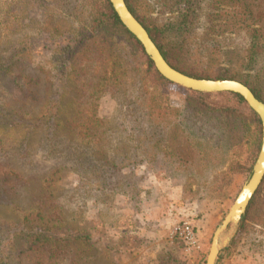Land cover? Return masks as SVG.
<instances>
[{
    "label": "rangeland",
    "instance_id": "374dc122",
    "mask_svg": "<svg viewBox=\"0 0 264 264\" xmlns=\"http://www.w3.org/2000/svg\"><path fill=\"white\" fill-rule=\"evenodd\" d=\"M12 1L0 0V21L4 22V16H8L12 20L11 30L17 29L7 35L9 28L1 25L0 51L8 54L22 40L31 39L32 59L25 57L20 66L26 74L39 79L35 88L40 94L54 100L63 95L64 107L57 149L52 151L50 143L43 141L44 134L40 127L28 134L27 156H19V146L29 129L0 128V145L16 154L8 163L20 174L19 178L12 179L13 188L5 200L18 203L22 210L41 201L52 224L61 226L65 232L79 230L89 235L88 244H71L65 250L66 264L69 259L79 264H206L213 234L250 176L260 144L249 172L236 175L234 172L238 163L247 158L245 149L225 145L215 156L206 147H200L204 155L199 151L191 153L182 135L178 134L174 142L181 144L182 155L188 158L185 164L178 163L179 169L173 171L170 163L160 161L155 164H127L117 175L106 169L104 176L109 182L108 187H99L94 174L89 173V179L84 175L89 172L85 170V163L88 161L90 170H93L102 156L121 160L120 152L126 149L125 143H129L130 134L124 127L123 117L128 101L141 95L143 89L148 87L145 81L146 86L139 88L143 75L147 76L148 81L151 80L150 76L144 74L146 66L139 56H128L122 41L118 39L116 48L123 50V62L134 80L115 94L106 92L98 99L97 115L108 123L102 130L104 141L94 145L97 149L92 155L84 156L91 152V148L81 144L68 122L76 118V109L84 104L86 96L73 79L61 81L60 77L55 76L50 57L65 36L73 35L69 32L70 28L76 29L79 25L83 26V21L90 20L91 10L95 7L98 9L99 3L97 0H39L36 4L27 5L24 18L20 19L16 17L17 13L6 14L8 7L12 11L21 8L17 3L21 0L9 6ZM183 1L127 0V3L146 26L153 30L160 28L158 38L167 40L174 34L173 27L181 15ZM194 2L197 16L190 36L195 47L199 48L196 50L206 56L202 60L187 59L182 67L199 76L251 81L264 96V0ZM47 17L54 25L60 26L59 35L50 36L52 31L45 24ZM102 41L98 39L96 44ZM10 88L12 94L7 96V101L11 106H26L27 110L39 111V103L19 101L11 81ZM167 90L171 105L183 109L190 91L172 84ZM153 95L158 101H163L159 94ZM261 139L262 130L260 143ZM129 144L134 146L133 142ZM58 167L62 168L54 176L55 182L46 190L42 179L44 174ZM176 190L181 192V197L174 203ZM145 191H148V200L152 201L153 213L158 212L157 202L160 199L169 200V203L164 201V214L168 219H164L163 223L179 226L189 222L195 227L198 239L196 247H190L180 240L175 231L164 242L170 246L166 252L160 254L161 249H156L155 244L147 243L149 247H143L146 238L141 235V230L148 225L152 228L158 226L142 218L149 211ZM256 192L237 234L230 245L219 253L216 264H264V179ZM0 214L5 219L16 218L15 213L7 212L3 206H0ZM15 243L10 264H42L39 251L27 249V243L18 237ZM148 250L150 254L146 253Z\"/></svg>",
    "mask_w": 264,
    "mask_h": 264
},
{
    "label": "trees",
    "instance_id": "16d2710c",
    "mask_svg": "<svg viewBox=\"0 0 264 264\" xmlns=\"http://www.w3.org/2000/svg\"><path fill=\"white\" fill-rule=\"evenodd\" d=\"M15 1L7 4L11 6ZM38 1H18L17 3L21 6L20 10L12 11L8 7L6 14L17 13L16 17L23 19L27 5L36 4ZM52 1L58 2L59 0ZM97 1L99 7L91 10L90 20L83 21V26L79 25L76 29L70 28L69 32L73 35L65 36V39L57 45L54 49L55 53L50 57L51 64L54 63L55 76L60 77L61 81L73 79L86 96L84 104L76 109V118L72 122H68L71 129L75 130L81 144L91 148V152L83 154L84 156L92 155L97 149L94 145L104 141V131L102 130L108 123L97 115L98 99L106 92L115 94L121 87L134 80L129 68L123 62L125 57L122 54L123 50L119 51L116 48L118 39L122 41L128 56L137 55L143 60L146 66L144 74L150 76L151 80L148 81L145 75L141 77L139 88L145 87L146 82L148 87L143 89L141 95L134 96L131 101H128L126 115L123 117L124 127L130 133L129 143L133 142L134 146L125 143L126 149L120 152L122 158L119 161L102 156L98 161L99 164L93 166V170H90L91 164L85 160V170L89 171L84 174L86 178L89 179V173L94 174L98 179L96 184L104 189L108 187L109 183L104 176L106 169L117 175L119 170L127 164L138 162L155 164L160 161L170 163L175 171L179 169L178 163L185 164L188 161V158L182 155L181 144L174 142L178 134L182 135L185 140L184 144L191 153L199 151L204 155L205 153L200 147H206L215 156L225 145L245 149L244 153L247 158L238 163L234 174L249 172L252 159L260 144L261 123L257 114L246 104L245 100L233 92L200 93L190 91V94H187L184 108H174L169 102L167 90L171 84L154 70L139 42L123 27L109 1ZM182 3L181 15L173 27L174 34L167 40L158 38L160 28L156 27L153 30L146 26L137 16L133 7L129 3L127 5L148 30L163 56L172 66L194 77L217 79L193 74L182 67L187 59L193 61L199 58L202 60L206 56L205 53L196 50L199 48L195 47L190 36L191 27L197 16L195 2L194 0H184ZM4 17V22L0 21V27L4 24L9 28L7 30V35H9L17 29L11 30L12 20L8 16ZM48 17L45 24L52 31L49 33L50 36L59 35L61 33L60 26L54 25ZM98 39L103 41L96 44ZM32 44L33 41L28 38L22 40V43L20 42L18 47L8 54H2L0 51V128L9 126L10 128L25 127L29 129L19 146L21 152L17 153L22 157L28 154V134L40 127L44 134L43 141L50 143L51 151L57 149L59 132L63 125L61 118L64 107L61 99L63 95L54 100L50 99V96L40 94L35 88L39 79H34L26 74L20 66V62L25 57L32 59ZM42 72H45L44 69ZM237 80L242 81L241 79ZM10 81L20 98L19 101L29 102V104L39 103V111L27 110L26 106L23 108L10 105L7 101V96L12 94ZM242 82L249 86L259 99L264 100L261 90L257 89L255 84L248 80ZM154 93L159 94L163 101H158L153 95ZM24 145L26 146L24 147ZM13 155L16 154L0 145V206L6 208L7 212L12 211L16 214L15 219H5L0 214V264L11 263L17 237L27 243V249L40 252L39 256L43 259L42 264H66L65 250L71 244H88L89 235L79 230L65 232L60 228L61 226L52 224L51 217L44 210L45 204L41 201L22 210L18 203L5 200V196L13 188L12 179L20 177L18 171L8 163ZM61 168H53L44 174L42 179L46 190L55 182L54 176ZM73 169L75 170V168ZM251 203H253V199L248 207ZM245 216L246 214L243 216V220ZM69 260L68 264H79L73 259Z\"/></svg>",
    "mask_w": 264,
    "mask_h": 264
},
{
    "label": "water",
    "instance_id": "95a60500",
    "mask_svg": "<svg viewBox=\"0 0 264 264\" xmlns=\"http://www.w3.org/2000/svg\"><path fill=\"white\" fill-rule=\"evenodd\" d=\"M108 1L123 27L139 42L154 70L164 80L187 91L239 94L260 120L262 139L251 174L212 237L206 264H216L219 253L230 245L237 234L243 216L264 179V102L254 94L249 86L239 80L198 78L176 69L165 59L148 30L129 9L126 0Z\"/></svg>",
    "mask_w": 264,
    "mask_h": 264
},
{
    "label": "crops",
    "instance_id": "0c3cea01",
    "mask_svg": "<svg viewBox=\"0 0 264 264\" xmlns=\"http://www.w3.org/2000/svg\"><path fill=\"white\" fill-rule=\"evenodd\" d=\"M176 198L174 203L179 199V197H181V192L178 190H176ZM145 197L146 200L145 202L147 203V208L149 211H147L144 216H142V218H144L148 223H154V224H158V226H154L153 228L151 226H145L142 230H141V235H143L146 239V243L145 245H143V247H149L150 244H155V248L156 249H161V253L166 252L167 250H169L170 246H167L166 244H164V242H166L174 233L175 228L177 227L176 224H174L173 226L168 225V223H163V220L168 219V216L165 215V206L166 203H164V201H168L169 200H159L157 202L158 204V212L153 213L152 212V201L148 200V191H145ZM149 201V202H148ZM149 212V213H148ZM153 215H155V217H153ZM199 235V233H198ZM154 241V242H153ZM147 243H150L149 245ZM151 250V249H150ZM150 250H148L146 253L150 254Z\"/></svg>",
    "mask_w": 264,
    "mask_h": 264
},
{
    "label": "built area",
    "instance_id": "2783aa9c",
    "mask_svg": "<svg viewBox=\"0 0 264 264\" xmlns=\"http://www.w3.org/2000/svg\"><path fill=\"white\" fill-rule=\"evenodd\" d=\"M177 237L190 247L198 245L197 233L194 226L189 222H183L175 229Z\"/></svg>",
    "mask_w": 264,
    "mask_h": 264
}]
</instances>
